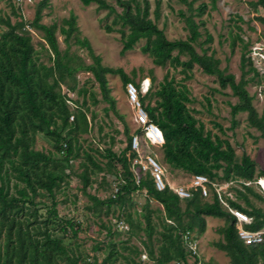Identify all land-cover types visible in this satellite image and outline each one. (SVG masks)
I'll return each mask as SVG.
<instances>
[{
    "label": "trees",
    "instance_id": "1",
    "mask_svg": "<svg viewBox=\"0 0 264 264\" xmlns=\"http://www.w3.org/2000/svg\"><path fill=\"white\" fill-rule=\"evenodd\" d=\"M80 1L84 6L95 4L99 11H107L106 17L114 16L104 30L110 33L113 27H119L116 31L120 35L121 55L143 41L141 53L148 55L155 66H168L174 71L180 68L183 81L190 79L194 65L205 75L215 77L221 90L229 88L232 96L237 98V102L230 105L231 117L234 119L238 113H246L248 126L258 131L264 140V113L261 116L257 114L252 105L253 96L246 89L255 80L259 83L264 78V72L260 73L248 56V41L240 34L232 37V48L239 43L244 50L240 57L242 76L238 82L234 75L225 74L218 68L220 62L212 54L207 55L206 50L198 54L195 50L194 45L199 44L201 36L199 28L203 25L195 18L204 15L206 4L193 8L196 0H178L187 7V14L180 11L178 15L184 21L188 34L184 40L170 41L149 18L148 0H114L122 9L121 13H117L106 0ZM250 4L255 11L258 8L263 11L257 20L264 27V0ZM49 5L50 0H39L30 22L23 20L20 8L15 9L14 4L12 8L15 11L12 13L19 21L12 24L9 18H0L6 27V31L0 34V264H98L96 258L89 260L88 256L84 257L77 244H65V237L76 238L81 227L72 219L61 218L57 209L56 194L68 185L71 162L80 156L79 139L89 132L93 121V116L89 121L87 119L86 89H75L77 72L92 74L102 101L108 104L105 110L112 111L121 121L127 140L125 149L119 155L109 149L100 155L107 161L105 169L89 152H83L87 163L82 164L83 170L78 177L82 192L92 202L87 209L98 215L104 207L105 215H109L112 207L118 206L129 227V238L121 244V248L115 242L93 248L105 253L100 264H117L120 259L124 262L119 264H137L134 258L139 257L142 250L128 245L132 237L141 241L147 259L154 264H187L189 252L183 236L187 232L204 233L206 217L224 221V226L218 230L222 239L213 246L226 255L230 264H264V241L249 246L243 244L238 237L236 219L221 206L215 195L203 199L199 190H192L189 198L180 199L168 186L158 191L148 172L138 179L134 176L131 170V162L137 158L132 150L134 137L129 135L127 125L115 109L106 76H118L124 89L126 84L131 83L139 90V85L122 69L102 65L101 58L93 53L89 41L76 35L75 15L70 14L63 19L60 27L55 23L42 24V11ZM159 6L160 1L156 0L155 20L159 18ZM238 19L242 21V18ZM29 28L42 34L47 50L52 54V57L49 56L50 65L39 61ZM57 30L67 44L63 52L57 44ZM237 30L241 31V28L238 26ZM73 36L74 44L87 50L92 64L85 65L80 57L70 54L69 41ZM211 39L207 35L204 42L209 43ZM182 57L186 59L181 60ZM245 67L248 69L244 72ZM262 68L264 70V66ZM246 73H251L252 77L244 79ZM182 82H176L167 71L153 96L150 88L145 93L148 96L144 97L149 100L154 97L153 106L149 103L144 105L140 101L141 94L138 96L149 121L162 132L164 143L161 149L165 163L190 175L207 176L211 181L236 182L240 189L234 190L236 201L229 200V205L252 218L251 224L244 225L245 229L260 230L264 225V197L256 193L252 185L246 186L243 182L254 183L261 179V184L264 183V171H257L255 162L245 154L237 160L230 143L206 130L204 124L192 115L187 107L189 91ZM62 88L75 92L77 99L63 93ZM89 95L94 105L98 103L94 93ZM80 96L83 100L79 103ZM236 124L233 120L232 127ZM217 127L222 131L219 125ZM38 134L51 143V150L35 148ZM117 165L122 175L117 176L120 185L112 197L100 200L86 193L91 185V175L105 170L112 172ZM143 191L146 202L138 220L125 205L130 203L132 206L131 195ZM250 198L259 201L261 206H254ZM150 200L162 209H153ZM237 200H241L244 206ZM102 228L111 236L110 228L105 225ZM123 252L129 254L124 255Z\"/></svg>",
    "mask_w": 264,
    "mask_h": 264
},
{
    "label": "rangeland",
    "instance_id": "2",
    "mask_svg": "<svg viewBox=\"0 0 264 264\" xmlns=\"http://www.w3.org/2000/svg\"><path fill=\"white\" fill-rule=\"evenodd\" d=\"M107 3L114 7L117 13H121L122 9L115 4L114 0H106ZM150 4L149 18L155 21L156 26L163 30L167 40H184L187 37L184 21L179 17V12L183 11L186 14L187 7L181 4L178 0H159V18L155 20L154 9L156 0H148ZM192 1V0H187ZM256 0H196L193 8L204 3L207 9L204 15L200 18H195L196 21H202L199 32L201 34L198 39L199 44L194 45L198 54L202 50H206V54H212L214 58L219 60L218 68L224 71L225 74H232L235 81L238 82L242 76L240 57L244 52L242 46L237 43L233 48L231 46L232 37L235 34H240L241 37L248 41V51L254 46L264 47V27L259 23L257 18L263 15V11L258 8L255 11L250 3ZM39 0H35L30 6L18 9L23 20L30 22L34 17V10ZM214 2V3H213ZM11 0H0V18H9L11 23L18 22L19 19L13 16ZM15 9L19 8L15 6ZM70 14L76 16V26L78 28L79 38H86L93 50V53L101 58V63L105 67L122 69L127 75L134 79L135 84L141 85L142 81L148 80L150 93L157 89L159 82L162 81L164 75L169 71L170 75L174 76L176 82H182L183 75L167 67H158L152 63V59L141 53L140 47L143 41L139 42L130 51L120 54L121 42L120 35L117 33L118 26L113 27L112 32H106L104 26L110 25L113 20V15L106 17L107 11L98 10L95 4L84 6L80 0H50L48 8L42 11L41 23L51 25L55 23L57 27L61 26L63 19H67ZM242 18V21L238 19ZM241 31L237 30V27ZM27 27V26H26ZM28 28V27H27ZM6 31V27L0 22V34ZM31 42L34 50L37 53L40 62L50 65L49 56L52 57L45 41L42 39V34L38 31L29 28ZM211 36V42L205 43L206 36ZM75 36V35H74ZM74 36L69 41V52L81 58L85 65L92 64V60L88 55L87 50L80 48L74 44ZM56 40L59 50L63 52L67 44L64 43V37L59 30L56 31ZM249 56V54H248ZM186 58L182 57L181 60ZM257 66V64H255ZM248 67L244 68V72ZM133 74L135 76H133ZM251 73H246L244 79L251 78ZM108 88L110 97L115 101V109L118 115L122 116L125 124L129 129V135L136 138L137 147L134 148L132 141V150L137 154V158L131 162V170L134 176L138 179L145 176V173L151 175V165L149 158L156 161L163 170L162 180L165 185L171 187V190L188 189L191 183V175L180 170L170 168L164 161L161 146L152 145L140 131L137 124V113L132 105L128 102L124 86L118 76L107 75ZM154 78V80H152ZM77 84L75 89L84 87L87 91L86 107H88V121L93 116V121L90 124V130L79 139L81 150L80 156L71 162L70 178L67 186H63L56 194L58 201V214L63 219H72L80 224L81 230L76 238L65 237L64 241L67 246L78 245L79 251L83 256H88L92 260L96 258L100 264L104 252L94 251V247L99 244H109L115 242L121 248V244L129 238L128 225L124 222L121 210L118 206H113L109 215H105V208L101 209L98 215L93 214L88 210L92 204L86 194L82 192V184L78 175L82 172V164L87 163L83 156V152H89L94 160L102 167H106V159L100 157L105 150L119 155L127 145L124 127L121 121L113 114L112 111H106L108 104L102 101L98 84L94 81L93 76L89 72H77L75 74ZM189 91V104L187 107L192 115L204 124L206 130H209L214 135H218L221 139L227 140L233 147L236 159L239 160L242 155L249 156L256 164L257 171H264V140L260 137V133L248 126L247 114L238 113L234 119L231 117L230 105L237 102V98L233 97L229 88L221 90L213 76L205 75L202 70L194 65L190 79L183 81ZM246 89L250 96H253L252 105L259 116L264 113V78L259 80V83H249ZM63 93L69 94L73 99H77L76 93H70L67 89L62 88ZM90 93H94L98 103H92ZM141 102L154 105V97L145 98L148 93L140 92ZM153 96V95H152ZM83 100L82 96L78 97L79 103ZM70 107L73 106L70 104ZM236 121V125L232 127V121ZM216 125V126H215ZM220 126L222 131L217 126ZM37 150L49 151L52 149L51 143L46 140L41 134L36 135ZM98 150V152H97ZM129 153H127L128 156ZM89 165V164H88ZM90 166V165H89ZM219 174H221L219 172ZM120 175V166L117 165L112 172L106 170L101 173L91 175V185L87 187L86 193L91 196H96L100 200H105L112 197L118 190L120 181L117 176ZM122 175V174H121ZM120 175V176H121ZM217 184L224 188L229 194H232L234 201L235 189H240L238 184L229 185L226 181L214 180ZM229 185L228 187H226ZM254 191L260 190L255 185ZM238 203L244 206L241 200ZM254 206H260L255 199L250 198ZM132 206L126 204L128 212H131L135 219H141L139 214L141 208L146 202L145 191L141 193H133L131 195ZM150 206L153 209H162L153 200H150ZM102 225L110 228L112 234L107 235L106 230ZM224 226L223 220L211 219L206 223V230L202 234H193L198 243V257L202 264H230L226 255L215 249L213 244L222 239L218 230ZM160 230V228H158ZM128 245H133L142 250L139 257H135L137 264H154L147 259V255L141 241L137 237L130 238ZM128 255V252H123ZM142 256H145L143 258ZM92 258V259H91ZM124 260H118L117 264L123 263ZM188 263L192 264V260L188 258ZM174 264V263H170Z\"/></svg>",
    "mask_w": 264,
    "mask_h": 264
},
{
    "label": "built area",
    "instance_id": "3",
    "mask_svg": "<svg viewBox=\"0 0 264 264\" xmlns=\"http://www.w3.org/2000/svg\"><path fill=\"white\" fill-rule=\"evenodd\" d=\"M35 0H12L13 4L19 7L21 10L26 7L30 6L34 3ZM249 56L253 61L254 67L260 72L263 73V66H264V47L263 46H254L251 47ZM257 64V66L255 65ZM148 80L142 81L141 85L139 86V90L135 87L134 84L128 83L125 86V93L128 102L132 105L133 109L137 113L136 121L137 124L140 126V130L144 133L146 139L152 145H160L164 143L163 136L161 130L154 125L152 122L149 121L147 114L144 112L140 102H139V93H146L149 90V82ZM69 97H71L68 94ZM68 104L72 105L71 102ZM72 120V117L70 118ZM133 145L134 148L137 147L136 138H133ZM150 165H151V177L154 181L155 188L158 191H161L165 188V185L162 180L163 170L159 164L154 161L153 159L149 158ZM229 185H233L236 182H228ZM246 186H251V184H255L260 188V192L264 195V189L261 184V179H258L254 183L250 182H243ZM227 185L226 187H228ZM171 189V187H169ZM192 190H199L201 193V197L203 199H208L212 195H215L221 206L227 210L237 222V232L238 237L245 245H255L260 244L264 241V225L258 231H250L244 228V225H249L252 222V218L243 213L242 211L232 208L229 205V200L234 201L232 194H229L225 191L224 188L220 187L216 181H211L207 176L204 175H191V183L188 189H180V190H172L175 194L178 195L180 199H186L190 197ZM194 233H185L183 236V240L186 244V248L189 252V257L192 260V264H202L200 258L198 257V243L197 240L193 236ZM145 258V256H142ZM175 264V263H174ZM187 264L188 259H187Z\"/></svg>",
    "mask_w": 264,
    "mask_h": 264
},
{
    "label": "crops",
    "instance_id": "4",
    "mask_svg": "<svg viewBox=\"0 0 264 264\" xmlns=\"http://www.w3.org/2000/svg\"><path fill=\"white\" fill-rule=\"evenodd\" d=\"M256 193H258L261 197H264V195H263L259 190L256 191ZM257 202L260 204L259 201H257ZM260 206H261V205H260ZM205 219H206V223H207L208 219L211 220V219H213V218H211V217H206Z\"/></svg>",
    "mask_w": 264,
    "mask_h": 264
},
{
    "label": "bare ground",
    "instance_id": "5",
    "mask_svg": "<svg viewBox=\"0 0 264 264\" xmlns=\"http://www.w3.org/2000/svg\"><path fill=\"white\" fill-rule=\"evenodd\" d=\"M263 189H264V183H262Z\"/></svg>",
    "mask_w": 264,
    "mask_h": 264
}]
</instances>
